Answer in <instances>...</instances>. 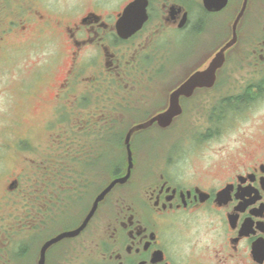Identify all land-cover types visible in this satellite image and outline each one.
Segmentation results:
<instances>
[{"label":"flooded vegetation","instance_id":"af4514ba","mask_svg":"<svg viewBox=\"0 0 264 264\" xmlns=\"http://www.w3.org/2000/svg\"><path fill=\"white\" fill-rule=\"evenodd\" d=\"M0 53L11 66L8 81L22 82L23 99L31 66L38 78L49 73L52 94L41 100L51 111L45 125L74 130L56 140L53 182L46 165L25 172V229L34 215L53 209H74L73 226L61 231L77 228L97 195L126 173L127 131L163 112L182 83L205 72L179 95L180 112L169 126L154 122L132 133L128 179L110 189L77 235L47 249L44 264H264V0H0ZM221 55L212 76L210 64ZM6 95L13 115L23 102L12 90ZM183 125L199 128L198 136L179 134ZM226 126L239 146L225 159L188 156L174 145L167 154L147 153L142 145L166 146L170 138L148 134L175 129L196 152ZM116 128L125 130V163L112 176L106 146ZM78 129L91 136L85 150ZM137 139L145 154L134 155ZM180 161L183 171L175 168ZM27 162L36 167L34 159ZM6 187L15 194L20 180ZM37 230L23 236V250L13 249L21 236H10L8 264H38L47 239L30 249Z\"/></svg>","mask_w":264,"mask_h":264},{"label":"rangeland","instance_id":"374dc122","mask_svg":"<svg viewBox=\"0 0 264 264\" xmlns=\"http://www.w3.org/2000/svg\"><path fill=\"white\" fill-rule=\"evenodd\" d=\"M10 67L11 66L6 55L0 53V264H8L7 258L10 254V246L13 244V242L9 241L6 237V234H8L6 229L11 223H18L15 226V229H17V232H22V228L19 225L25 221V219L22 217V212L24 213V210L21 205L23 202L22 189L24 186L23 178L25 176V172L38 168L42 169V166L46 165V170L52 171V173L48 174L47 178L51 179L53 182L55 179L53 172L55 171L56 167L53 166L52 159L46 160V154H52L56 152L57 146L55 148V143H57L58 139L68 138L71 136L72 132L74 133V130L67 129L65 126L62 128V130H60L49 128L45 125V122L50 116L51 111L48 110V105H42V101L43 99L47 101L48 96H51L52 94L50 91L53 89L48 86V83L52 85L54 84L53 80H50L51 77L49 76V73L42 74L41 77L38 78V76H35L36 67L35 65H32L29 77L25 78L26 84L28 82L31 83L29 89L30 93L25 99H23V97L20 96L22 95V93L20 94V91L22 90L20 85L22 82L11 81L10 83L8 81V70ZM66 67L67 64L65 61H63L61 64L58 63V68H60V71L56 74L57 78H61L60 75L64 74ZM7 90H12L14 92L15 98H18L21 103L23 102L22 105L20 104L21 106H16L13 115L10 113L12 108H10V100H7ZM190 116L195 117L197 115H192L191 113ZM62 119L68 120L66 116H64ZM13 122H17L18 124H14V128L8 130L7 128H12ZM179 131V134H182L183 136L196 137L198 136L200 129L195 128L192 125H183V129ZM113 132H115V139L117 137L120 138L119 135L122 136L125 130L116 128L113 130ZM23 135H26L29 137V139H25L21 145L15 144V140ZM78 136L81 142L79 146L85 150L84 147H88L89 145V142L86 143V139L88 140V138L91 136L87 135V130L80 129H78ZM142 136L146 137L144 135ZM183 136L177 135V131L175 129L165 131L157 136L148 134L149 139L166 137L168 139L170 138V140L166 146H164L165 143L163 141V144H161V141H159L155 144L153 142H144L142 145L145 147V151L147 153L156 152L162 154L171 152L169 149L171 148V145H174V147H176L175 150L183 149L182 153L185 155L189 156L194 154H202L204 157L201 159L205 160L210 159L213 156L214 158L221 156L223 159H225V155L235 153V148L239 146V142L235 140L236 131L227 126L224 127L223 133L218 139L207 142L205 147L203 146L196 152L190 151L192 148L187 147L188 143L183 140ZM82 139H84V141H82ZM54 140L57 141L55 142ZM112 140L113 139L109 136L107 142L108 145L106 146L107 155L109 146L112 148L113 153L112 156L114 162H112L110 167H123L125 160L123 157L124 147L122 140L118 141L119 145L115 144V141L112 142ZM25 141L26 144H23ZM137 141L138 139L133 143L134 155L136 153L145 154L142 149L143 147L141 142ZM27 157H30L36 161L35 168L33 166H28ZM194 159L196 161L200 160V158ZM38 165L40 167H38ZM185 165L186 163L184 161H180L177 163L175 168H179L178 170L183 171ZM14 178H18L20 180V189L15 194L7 193L5 187L7 186L8 181ZM59 210L61 209H53L50 211V213L46 214L45 217H38L34 215L35 220H33L31 223L30 228H37L40 226L42 230L40 232L39 230L32 232V234L37 236V239L34 245H32L31 242V246L28 244L30 249H39L40 244H42L46 239L52 237L53 234L56 235L58 231L60 232L63 229L73 226L74 221H71L69 217H71L70 214L73 213L74 209H66L61 211V214H57ZM29 229H24L22 233H18L17 235L21 237L14 238V240H20L19 242H23L25 240L23 239V236L25 234L28 235ZM9 239H12V237Z\"/></svg>","mask_w":264,"mask_h":264},{"label":"water","instance_id":"95a60500","mask_svg":"<svg viewBox=\"0 0 264 264\" xmlns=\"http://www.w3.org/2000/svg\"><path fill=\"white\" fill-rule=\"evenodd\" d=\"M137 27H134L136 29ZM223 62V55L219 57L214 58V61L210 64V71L208 73H211L210 75L213 76L214 70L220 66ZM205 74V72H196L194 73L188 80H186L184 83H182L171 95L169 100L168 107L161 113H158L154 115L152 118H150L147 121H144L142 123H138L131 127L124 138V144L126 146L127 151V169L126 173L118 178L113 179L95 198L88 214L86 215L83 222L75 229L63 231L61 233H58L57 235L49 238L46 240L42 246L40 247V255L38 264H44L45 261V253L47 249L54 243L58 242L59 240L65 238V237H74L77 235L87 224L88 220L92 217L93 213L95 212L98 203L104 198V196L110 191V189L116 184V183H123L125 182L128 177L130 176V171L133 166L132 162V152L130 148V138L134 131L146 128L150 124L156 122L160 127H167L172 122V118L179 114L180 112V106L178 104V97L181 94H187L189 91L192 90V88L197 85L200 81V75Z\"/></svg>","mask_w":264,"mask_h":264},{"label":"trees","instance_id":"16d2710c","mask_svg":"<svg viewBox=\"0 0 264 264\" xmlns=\"http://www.w3.org/2000/svg\"><path fill=\"white\" fill-rule=\"evenodd\" d=\"M111 132V134H110V137L113 139L112 140V142L113 141H115L116 143L115 144H118V141H121L122 140V136L121 135H119L120 136V138H115L114 139V137H115V132H113V130L112 131H110ZM119 134H120V131H119ZM56 142V141H55ZM54 143V142H53ZM119 145V144H118ZM122 145V144H121ZM56 143H55V148H56ZM76 146H77V144L75 143V144H68V145H66V144H64L63 146H62V148H63V150L65 151L67 148H69V149H75L76 148ZM84 147V146H83ZM59 148V146H57V149ZM85 148V147H84ZM56 153V152H55ZM55 153H52V154H50V153H47V159H54V154ZM113 153H112V148L109 146L108 147V155H107V157H108V161H107V169L109 170L110 169V173H111V175H112V173H113V171L114 170H117V168L115 169V168H112V167H110L111 165H112V162H114V160H113ZM53 166H55V159L53 160ZM113 176V175H112ZM23 208V207H22ZM22 217H23V219H25V216H24V214H23V212H22ZM18 223H16V224H14V223H11L9 226H8V228L6 229V231H7V233L8 234H6V237H7V239L9 240V238H10V236L11 235H17L18 233H22L23 232V230L25 229V226H26V223H25V221H23V223H21L19 226H21V228H22V232H17V229H15V226L17 225ZM11 228V229H10ZM10 229V230H9ZM17 232V233H16ZM59 232V231H58ZM57 232V233H58ZM56 234V233H55ZM54 235V234H53ZM52 235V236H53ZM28 243V242H27ZM27 243L26 242H18L16 245H17V247H15V248H13V249H19V250H23V249H26L27 248ZM11 247V246H10ZM11 249H12V247H11ZM10 249V250H11Z\"/></svg>","mask_w":264,"mask_h":264}]
</instances>
